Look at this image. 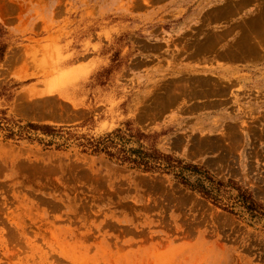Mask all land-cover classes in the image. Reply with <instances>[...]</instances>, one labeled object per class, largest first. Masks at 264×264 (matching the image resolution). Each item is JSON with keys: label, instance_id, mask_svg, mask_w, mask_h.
Listing matches in <instances>:
<instances>
[{"label": "rangeland", "instance_id": "1", "mask_svg": "<svg viewBox=\"0 0 264 264\" xmlns=\"http://www.w3.org/2000/svg\"><path fill=\"white\" fill-rule=\"evenodd\" d=\"M3 45L0 264H264L263 222L74 138L153 135L264 207V0H0Z\"/></svg>", "mask_w": 264, "mask_h": 264}, {"label": "trees", "instance_id": "2", "mask_svg": "<svg viewBox=\"0 0 264 264\" xmlns=\"http://www.w3.org/2000/svg\"><path fill=\"white\" fill-rule=\"evenodd\" d=\"M4 49L5 45L0 47V56ZM18 128L20 132L34 130L47 133L48 130H53L50 125L31 122ZM63 131L58 129L59 133ZM65 133L69 136L65 140L72 138L71 132ZM14 135V131H10L8 137ZM152 136L131 128L119 127L98 137L74 138L76 146L82 147L83 152L103 154L111 162L141 172L169 175L177 183L214 205L230 213L239 211L240 214L247 215L251 223H264V207L253 199L247 189L239 187L232 179L226 182L216 179L204 167L161 151L154 142L148 140Z\"/></svg>", "mask_w": 264, "mask_h": 264}]
</instances>
